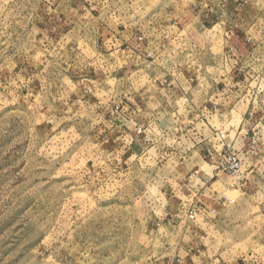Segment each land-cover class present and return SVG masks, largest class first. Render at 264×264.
Listing matches in <instances>:
<instances>
[{
    "label": "rangeland",
    "instance_id": "obj_1",
    "mask_svg": "<svg viewBox=\"0 0 264 264\" xmlns=\"http://www.w3.org/2000/svg\"><path fill=\"white\" fill-rule=\"evenodd\" d=\"M0 264H264V0H0Z\"/></svg>",
    "mask_w": 264,
    "mask_h": 264
},
{
    "label": "crops",
    "instance_id": "obj_2",
    "mask_svg": "<svg viewBox=\"0 0 264 264\" xmlns=\"http://www.w3.org/2000/svg\"><path fill=\"white\" fill-rule=\"evenodd\" d=\"M183 66L186 69V66L185 65H183ZM188 68H190V67L188 66ZM194 79L196 80V76H194ZM181 84L183 85V87H185V85L182 82H181ZM165 86L167 88V86H169V84L165 85ZM190 87H192V86H190ZM161 90H162V88L160 89V92H161ZM164 90H165V88H164ZM166 96H170V95L166 94ZM179 98H180V101H182L181 102L182 103V109L178 106L177 109L171 111L172 112L171 114L166 113V111L164 110V111H162L164 113L160 112V115H158V117L175 118L177 121L179 120L182 123V125H178L179 129H181L182 131H186V132L190 131L189 134H191V135H193L194 133L195 134L198 133V136H196V137L199 140H201V138L199 136L203 135V139H208V142H210L212 139L210 137V135L213 134L211 129L207 130V127H201V123L196 122V120L202 115L200 113L197 114V112H196V84H195L194 88L191 89V94L188 95V93L186 91V93L184 94V98H181L180 96H179ZM161 100L163 103H166L169 101V98H165V97L161 96ZM205 100H206V98H205ZM202 102H203V100H202ZM169 105H170V103H169ZM150 112H152V115H155L157 113V111H153V110H151ZM152 115H150V116H152ZM193 130H195V132H191ZM192 165L198 167L196 169V172L199 173L201 162L196 159L195 161L192 162ZM206 165L216 167L214 164L206 163ZM212 174H213L212 171H211V173L209 172L208 174L205 173V175H207V177H209V176L211 177ZM215 174L216 173H214V175Z\"/></svg>",
    "mask_w": 264,
    "mask_h": 264
},
{
    "label": "built area",
    "instance_id": "obj_3",
    "mask_svg": "<svg viewBox=\"0 0 264 264\" xmlns=\"http://www.w3.org/2000/svg\"><path fill=\"white\" fill-rule=\"evenodd\" d=\"M137 131L140 132L141 129H138ZM222 157L224 158L222 159L223 162L230 160V168L233 169L234 171H237L236 168L238 166L239 160L236 161V158L234 157L231 158L230 154H224ZM196 214H197V209H196V204H194L192 208L188 209L187 218L193 220Z\"/></svg>",
    "mask_w": 264,
    "mask_h": 264
}]
</instances>
